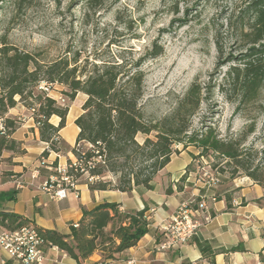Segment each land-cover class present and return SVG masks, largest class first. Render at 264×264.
Segmentation results:
<instances>
[{
    "label": "trees",
    "instance_id": "trees-1",
    "mask_svg": "<svg viewBox=\"0 0 264 264\" xmlns=\"http://www.w3.org/2000/svg\"><path fill=\"white\" fill-rule=\"evenodd\" d=\"M30 1L17 0V5L25 6ZM244 12L250 19L240 31L246 53L240 61L243 67L232 69L233 82L242 85L241 103L253 99L264 84V0H249ZM162 53V47L154 43L146 56L155 59ZM68 54L48 60L38 52L13 46L6 35L0 36V157L5 152L24 154L11 138L21 120L8 116L18 103L30 113L39 140L47 145L40 158L60 153L56 146L61 142L59 132L65 127L69 108L57 106L47 95L53 86H60L69 101H74L77 94L86 96V100L74 121L78 133L69 151L74 162L67 160L63 175L54 172L57 161L47 166L51 168L46 177L48 186L72 190L76 185H86L91 192L130 193L136 187L150 190L153 179L173 155L195 146L201 149V155L212 153L225 162L230 180L246 177L264 190V148L245 147L255 131L254 124L232 140L218 138L211 127L191 130V118L206 98L205 87L193 83L169 117L152 121L140 105L145 58L131 64L118 58L98 62L86 59L82 64L78 52ZM53 117L59 119L57 127L50 123ZM138 136L144 137L142 142L137 141ZM176 146H181V151L175 150ZM52 176L58 180L51 182ZM28 224L32 225L19 216L0 212L1 227L15 230ZM109 225L112 229L107 232ZM147 226L145 210L119 215L116 204L104 203L92 211L82 210L77 227L71 226L70 240L56 231L33 227L46 245L81 264L95 252L109 261L135 247L147 233ZM238 251L240 247L229 250Z\"/></svg>",
    "mask_w": 264,
    "mask_h": 264
},
{
    "label": "rangeland",
    "instance_id": "rangeland-1",
    "mask_svg": "<svg viewBox=\"0 0 264 264\" xmlns=\"http://www.w3.org/2000/svg\"><path fill=\"white\" fill-rule=\"evenodd\" d=\"M248 2L31 0L28 5L18 6L17 0H0V36L6 35L13 46L31 53L38 52L48 60L65 56L67 52L70 56L78 52L82 64L86 59L98 62L114 61L115 58L131 64L145 58L140 105L148 119L159 121L169 117L190 86L197 82L206 88L207 93L205 101L191 118L192 131L211 127L218 138L232 140L254 124L255 131L248 137L245 147L264 148V84L253 99L241 103L242 85H235L232 75L233 68L243 67L240 61L246 50L240 31L250 20L244 12ZM154 43L162 47L163 53L150 59L146 54ZM63 92V87L53 86L47 95L56 101L57 106L68 107L72 116L79 115L86 96L77 94L71 102ZM8 116L31 119L30 113L19 103L8 112ZM62 135L65 144L69 145L74 139L75 127L68 126ZM143 139L137 137L138 142ZM66 145L59 142L56 146L62 157L70 151ZM174 149L181 151L182 147ZM184 152L185 155L175 158L165 172H174L189 156L192 163L185 174L197 184L204 185L202 174L208 172L218 179L217 189L229 185V168L215 154L201 155V149L195 146ZM6 162L9 163L10 159L0 160V164ZM39 170L46 178L49 171L42 167ZM65 170L66 166L55 172L63 175ZM220 170L225 173L220 174ZM56 180L58 178L52 176V182ZM221 180L225 184L221 185Z\"/></svg>",
    "mask_w": 264,
    "mask_h": 264
},
{
    "label": "crops",
    "instance_id": "crops-1",
    "mask_svg": "<svg viewBox=\"0 0 264 264\" xmlns=\"http://www.w3.org/2000/svg\"><path fill=\"white\" fill-rule=\"evenodd\" d=\"M81 114V113H80ZM68 112L65 127L59 132L66 145L63 132L80 116ZM12 116L11 112L9 113ZM55 119L56 122H51ZM57 127L59 119L51 118ZM78 129L75 127L74 146ZM20 144L23 155L5 152L0 160L10 159L0 164V212L19 216L42 230L56 231L70 240L71 226L77 225L82 210L92 211L108 203L118 206V214H134L145 210L148 222L147 233L137 245L104 261L95 252L81 264H264V190L246 177L227 179L229 185L207 186L197 184L195 179L185 174L192 160L189 156L174 172H165L175 158L153 179L151 189L136 187L130 193L118 191H89L86 185H76L65 190V198L59 199L56 192L63 190L47 185V178L41 176L40 168L51 171L50 166L57 161V168L66 166L73 156L50 153L40 158L47 145L39 140L38 130L32 119L21 120V125L11 137ZM33 142V143H32ZM40 158V159H39ZM57 169L54 170V172ZM222 179H226L222 176ZM52 182V177H50ZM221 185L225 184L223 180ZM214 199V201H213ZM192 200H204L210 220L197 235L176 249L161 252L157 245L162 241V227L177 209ZM117 224V221H115ZM112 225L106 229L109 232ZM240 247L241 251L229 252ZM43 264H77L59 249L44 250ZM7 264H21L8 260Z\"/></svg>",
    "mask_w": 264,
    "mask_h": 264
},
{
    "label": "built area",
    "instance_id": "built-area-1",
    "mask_svg": "<svg viewBox=\"0 0 264 264\" xmlns=\"http://www.w3.org/2000/svg\"><path fill=\"white\" fill-rule=\"evenodd\" d=\"M204 185L218 183L215 176L208 172L202 174ZM59 199L65 198V190L56 192ZM214 201V199H213ZM210 216L204 200H192L181 205L175 214L162 227V241L157 245L161 252L178 248L195 237L200 228L209 222ZM74 228L77 225L73 226ZM56 247L46 245L41 234L32 226L8 230L0 226V264L13 260L21 264H43L44 250Z\"/></svg>",
    "mask_w": 264,
    "mask_h": 264
}]
</instances>
